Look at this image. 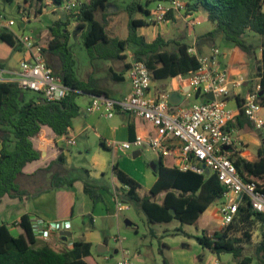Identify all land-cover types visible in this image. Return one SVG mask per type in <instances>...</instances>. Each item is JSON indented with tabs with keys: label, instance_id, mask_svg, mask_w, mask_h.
<instances>
[{
	"label": "trees",
	"instance_id": "obj_1",
	"mask_svg": "<svg viewBox=\"0 0 264 264\" xmlns=\"http://www.w3.org/2000/svg\"><path fill=\"white\" fill-rule=\"evenodd\" d=\"M13 3L15 0H5ZM28 6L43 8L51 2L54 8L69 0H25ZM79 13L72 14L77 21L76 29L80 32L84 46L92 60H118L129 46H133L134 60L144 62L154 79H172L187 75L199 68L197 58L190 53L188 44H177V52H169V45L159 36L148 43L137 33L138 27L145 21L135 19L136 13L150 14L151 3L165 0H131L127 5L130 15L129 33L125 40L111 38L106 32L105 23L98 19L105 13L109 0H79ZM188 9L202 10L214 24V29L207 34L213 37L222 33L241 53L257 67L263 95L260 97L264 106V0H189ZM105 16V15H104ZM70 16L64 15L48 27L50 41L44 50L46 62L54 74L61 78L70 93L60 102H43L40 95L30 97L29 92L13 83H0V201L8 196L23 199L28 196L21 184L23 169L27 164L40 159V153L34 148L32 138L40 134L42 126L50 127L56 140L70 136L73 121L80 113L76 98L84 94L103 95L96 88L94 79L82 81L77 77V61L70 47L73 33L68 26ZM250 33L260 37L259 44L247 41ZM0 39L11 46L15 45L11 35L0 31ZM261 52V58L258 53ZM59 162V160H58ZM57 161L47 168L39 169L29 177L46 173ZM242 177L264 182V148L259 150V160L242 164L235 163ZM117 179L129 187L127 200H135L144 212L150 224L170 223L178 220L182 224H196L200 216L226 192L225 186L213 173L197 174L192 171H180L177 168L159 166L157 181L148 196L141 197L137 190L139 184L127 175L118 164L113 165ZM75 180L56 176L51 182V189H65L60 195L59 208L64 218H72L75 213L77 195L74 190ZM258 184L264 192V185ZM99 186L85 182L84 191L93 204L101 201ZM165 193L162 202L155 199ZM18 232L13 234L10 225L0 226V264H98L90 252V244L74 241L72 250L59 252L48 244L38 246L31 218L23 215L18 222ZM261 227V238L255 248V259L244 255L245 244L251 243L253 228ZM240 233V235H237ZM202 248L220 256L232 254L238 264H264V213L252 209L244 198L233 222L224 230L212 235L196 236ZM163 246H165L163 244Z\"/></svg>",
	"mask_w": 264,
	"mask_h": 264
},
{
	"label": "crops",
	"instance_id": "obj_2",
	"mask_svg": "<svg viewBox=\"0 0 264 264\" xmlns=\"http://www.w3.org/2000/svg\"><path fill=\"white\" fill-rule=\"evenodd\" d=\"M130 2L131 0H109L105 13L98 15V19L103 20L105 23L106 32L109 37L121 40H125L128 37L130 15L127 12V5ZM156 3L154 2L147 6L150 11V14H146L147 17L141 13H136L133 16L135 19L145 21V25L138 27L137 33L139 36L144 37L148 43L155 41L161 36L165 41L169 42V45L166 47L169 52H177V44H188L190 47L195 48L199 54L208 55L211 49L216 47L214 45L216 37L225 39L222 33H217L213 37H207V34L214 29V24L208 20L207 14L202 10L189 9L187 12L170 13L167 22L164 24L156 21L154 12ZM13 4L17 5L18 8L20 7L19 4L22 6L27 5L25 0H15ZM20 9L19 11L22 12ZM55 10L58 9L55 8ZM60 13L64 16L62 12ZM0 31L11 35L12 40L15 42L14 46L5 41L3 42L4 44H0V66L6 69H15L25 57L22 48L16 40L18 32L14 29L9 30L5 28L3 23H0ZM251 38L259 39L260 37L250 33L247 41L249 42L250 40L248 39ZM226 42V45L221 50L220 63L230 71L233 77L237 75L244 76L245 82L242 87L232 91V95L228 101L230 109L234 112V119L227 126V130L232 134L235 141L224 148V153L229 159L234 163L237 162L239 165L243 162L254 163L259 160V150L264 148V135L261 131L255 129L252 122L242 112V104L245 97L255 91L257 86L260 85V77L257 76V67L252 66L248 57L238 51L232 43L227 40ZM133 49L132 45L129 46L121 54L122 59L114 61L103 60L105 63L96 64L95 67L91 68V71L85 69L78 72L76 65L77 77L82 81H87L90 78L94 79L96 88L102 90L103 96L108 98L120 100L129 97L132 92V86L128 77V69L134 59ZM258 58H261V52L258 53ZM13 60H16V63H13ZM186 78V75L170 78L168 80L171 83L164 84L160 82L164 79L158 80L152 76V87L149 95L157 98L162 94L177 91L182 97L183 91L187 90ZM93 96L95 95L82 93L76 98V102L81 110L79 115L74 119L73 128L70 132V136L75 140L74 146H68L65 139L59 138L56 140L54 131L48 126H42L40 134L32 138L34 148L40 153V159L27 164L23 169L24 175L21 178V184L27 191L28 196L23 199L5 196L0 201V216H3L0 226L8 224L10 225L11 232L17 234L19 226L14 227V225L20 221L23 215H29L31 221L34 219L69 221L71 224L69 231L72 233V238L65 241L60 233H58L53 235L48 241L38 238L37 245L48 244L54 250L63 252L73 249L74 246H71L72 242L81 241L90 244V252L98 264H116L118 259L111 255L109 256L108 244L102 240V236L105 237L107 234L106 228H102L101 230L93 228L89 230L87 236L78 237V235L74 236L73 220L78 217H85L89 221L90 227H94L97 222L106 227L110 221L109 218H114L116 219L118 231L121 230L119 225L120 213L129 209L126 197L127 190L115 176L113 172L114 164L109 176V164L111 161L113 162L119 158L121 154L127 157L132 152L133 157L139 158L144 151L143 147H146V150L149 147L144 145L137 149H119L114 151L111 149V144L113 142L123 143L132 141L138 135L147 136L153 132V128L148 122L127 113H120L111 118H105L98 113H91L89 106ZM202 101L203 99L198 98L195 101L189 100L187 102L190 105L191 103H201ZM183 102L186 101L183 99L181 104ZM261 116L264 118V106L261 109ZM158 158L159 165L156 166L157 169L153 173L154 176L146 175L145 187H147L149 193L146 192L142 195L140 180L130 176L139 184L140 187L137 193L141 197L150 194V190L157 181L158 176L156 172H158L161 164L166 168H176L174 157H161L158 155ZM54 161H57V163L46 173L29 177L39 169L47 168ZM83 161L89 164L88 167H83V165L79 164V162ZM59 175L70 180H75L74 190L77 195V201L72 218H64L59 208L60 195L66 190L51 189L53 178ZM252 180L257 182V184L262 183L261 180H256L255 178H252ZM86 181L99 186L98 193L101 196V201L95 205L84 191ZM262 184L264 185V182ZM164 195L165 193H161L157 197L158 200L157 198L155 200L162 202ZM218 200H221L220 205L212 211L218 224L209 225L204 234L212 235L217 231L212 230L214 227L223 230L220 226L219 209L224 198L222 197ZM81 202L82 204H80ZM119 205H124L125 208L120 209ZM211 206L204 213H207ZM150 233L153 237L158 236V233H155L153 229H151ZM123 240L124 238H122ZM117 243L122 245V242ZM199 247L196 251L197 255H189L186 251H182L176 254L172 260L167 255L166 246H164V249H160V254L164 258V264H195L194 257L197 256L201 259L206 253H209L208 264L215 262L217 264H224L222 259H224L225 254L218 256L202 248L200 245ZM116 253H118L117 250ZM140 257L141 255L136 253L135 259L137 261H139Z\"/></svg>",
	"mask_w": 264,
	"mask_h": 264
},
{
	"label": "built area",
	"instance_id": "obj_3",
	"mask_svg": "<svg viewBox=\"0 0 264 264\" xmlns=\"http://www.w3.org/2000/svg\"><path fill=\"white\" fill-rule=\"evenodd\" d=\"M81 3L79 0H69L57 9L70 16L79 13ZM188 4L189 0L158 1L154 10L156 21L164 24L170 13L187 12ZM26 19L23 16V20ZM3 25L11 30L16 23L9 20L3 22ZM16 40L25 57L15 69L0 66V83H13L22 90L37 93L43 102H60L68 96L70 88L63 84L46 62L44 50L47 45L23 32L16 34ZM188 53L197 58L200 66L186 75L187 90L183 91L182 97L186 102L201 98V103L194 102L186 106L180 103L174 106L169 102L170 93L157 98L150 96L152 73L144 62L133 59L128 69L131 95L120 100L103 95L93 96L89 111L105 118L127 113L151 124V134L138 135L128 142H113L112 150H131L146 145L161 157H174L176 168L180 171H192L201 175L208 170L215 174L226 188L224 201L219 209L220 226L224 230L233 222L244 198L249 201L253 210L264 213V192L260 190L257 182L246 181L236 164L224 153V148L235 141L227 130V126L234 119V112L228 101L232 91L242 87L245 78L242 75L233 77L221 65L222 52L217 47H213L208 55L199 54L193 47L188 49ZM260 91L261 86L258 85L255 91L245 97L242 112L255 129L264 135ZM208 94L213 96L212 100L206 98ZM65 141L68 146L75 144L71 136L65 138ZM124 188L129 190L128 186L124 185ZM119 206L120 209L125 208L124 205ZM31 224L35 236L44 241L71 228L69 221L34 219ZM17 226L18 223L14 225ZM114 240L122 242V238L118 236ZM73 245L74 242L71 243ZM116 264H131L127 250H122V257Z\"/></svg>",
	"mask_w": 264,
	"mask_h": 264
},
{
	"label": "rangeland",
	"instance_id": "obj_4",
	"mask_svg": "<svg viewBox=\"0 0 264 264\" xmlns=\"http://www.w3.org/2000/svg\"><path fill=\"white\" fill-rule=\"evenodd\" d=\"M19 6L22 12L19 11L17 5L8 3L5 0H0V23L14 20L16 25L12 29L16 30L18 33L23 32L38 38V41L47 45L51 39L49 32L47 31L48 27L62 16L60 11L55 10L51 3L47 2H45L43 8L40 9L35 6H22L21 4H19ZM23 16H26L27 19L23 20ZM144 16L147 17L145 14ZM69 22V30L74 34L70 40V47L77 59L78 72L85 69L91 71V68L95 67L96 64L105 63L103 60H95L93 62L84 46L80 32L76 29L77 21L75 17L70 15ZM248 40H250L249 42L252 44H256L257 41V44L260 43V38H251ZM3 42L4 41L0 39V44H4ZM214 42V45L220 50H222L227 43L226 40L223 38L221 39V37H216ZM13 63H16V60H13ZM160 82L164 84L171 83L168 79H164ZM28 94L30 97L35 96V94L31 92ZM182 105H189V102H183ZM145 148L146 147H143L144 151L139 158L133 157L132 152L127 157L121 154L119 158L110 162L108 169L110 176L112 165L118 163L119 168L125 173L129 176L138 178L142 185V195L146 192L149 193L147 187H145L146 175L154 176L153 173L155 170L153 169V165H159L158 154L153 152L150 148L147 150ZM79 164L83 165V167H88L89 165L86 161L79 162ZM156 174H158V172H156ZM127 202L129 209L125 212H121L119 217L120 231L117 229L116 219L114 218H109L110 221L106 227L99 222H97L94 227H90L87 218L78 217L73 220L74 236L78 235V237H83L88 235L90 229L96 228L97 230H101L102 228H106L105 230H107V234L105 237L102 236V240L108 244L109 256L111 255L119 260L122 257V250H127L131 264H164V258L160 254V249H164L163 244L167 247V255L170 260L175 258V255L182 251H186L189 255H197L196 251L200 247L196 240V236L206 233L205 231L209 225L218 224L212 211L220 205L221 200H217L212 204L209 211L204 213L198 222L193 225L182 224L178 220H173L172 222L165 224H150L144 212L141 210L140 205L135 200L128 199ZM80 204H82V202ZM2 219L3 216H0V224L2 223ZM129 222L131 224H129ZM151 229H153L155 233H158L157 237L151 235ZM212 230L218 231L219 228L214 227ZM237 235H240V233H237ZM251 235V243L245 244L244 255L255 259V248L261 238V227L256 225L253 228ZM116 236L124 238L122 245H119V243L114 240ZM116 250L118 253H116ZM136 253L141 255L139 261L135 259ZM208 254L209 253H206L201 259L195 256V264H208ZM223 258L222 261H224V264L238 263V259L232 254L227 253Z\"/></svg>",
	"mask_w": 264,
	"mask_h": 264
},
{
	"label": "water",
	"instance_id": "obj_5",
	"mask_svg": "<svg viewBox=\"0 0 264 264\" xmlns=\"http://www.w3.org/2000/svg\"><path fill=\"white\" fill-rule=\"evenodd\" d=\"M260 95H262V93H260ZM206 98L212 100L213 96L211 94H208V95H206ZM169 102L171 105H174V106L179 105L182 102V97H181L180 93L177 91L171 92L170 96H169ZM153 169L154 170L157 169L156 165H153ZM208 173H209V171L207 170V174ZM129 224H131V223L129 222ZM60 235L63 237V239L65 241L72 238V233L70 231L60 232Z\"/></svg>",
	"mask_w": 264,
	"mask_h": 264
}]
</instances>
